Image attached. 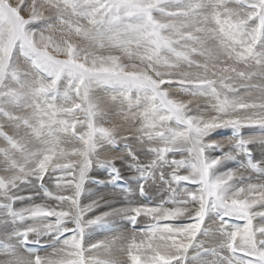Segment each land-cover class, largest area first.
<instances>
[{
  "label": "snow or ice",
  "instance_id": "6c2138e0",
  "mask_svg": "<svg viewBox=\"0 0 264 264\" xmlns=\"http://www.w3.org/2000/svg\"><path fill=\"white\" fill-rule=\"evenodd\" d=\"M0 118V264H264V0H0Z\"/></svg>",
  "mask_w": 264,
  "mask_h": 264
},
{
  "label": "rangeland",
  "instance_id": "374dc122",
  "mask_svg": "<svg viewBox=\"0 0 264 264\" xmlns=\"http://www.w3.org/2000/svg\"><path fill=\"white\" fill-rule=\"evenodd\" d=\"M12 2L13 3H15V0H12ZM23 15H27V13H23ZM101 93V94H100ZM97 95L99 96V97H101V102L103 103V105L105 106V108H106V110H108L109 112H113V111H115V109L113 108V106L111 105V103L107 100V98H106V96H105V94L102 92V91H100V92H98L97 93ZM181 98L182 99H184V100H186V101H188V100H191L192 102H193V104H196L197 102H195L194 101V99H196V98H193V97H190V96H186V95H184V96H181ZM199 99V104H201V105H203V103H205L206 101H205V98H198ZM116 122L117 123H119L120 122V120H119V118H116ZM0 124H3L4 125V127H3V130L5 131V132H7L9 135H13L14 134V132H15V129L13 128V127H11L6 121H4L3 120V118H0ZM244 136H251V135H260V133H259V131L258 130H245L243 133H242ZM231 135V132H230V130H223V131H221L218 135H216V136H214V139H217V140H223V139H227V137H229ZM6 146V144H5V142L3 141V139L2 138H0V148H3V147H5ZM139 146V145H138ZM251 147V146H250ZM136 149H137V151H140V148L139 147H137V145H136ZM254 155L255 156H257V157H259V148L257 147L255 150H254ZM178 158V157H177ZM141 159L142 160H144L145 162L148 160V159H150V157L149 156H144V155H142L141 156ZM236 165L233 163V162H229L228 164H227V167H235ZM117 167H119V168H121V171H122V175L125 177V180L122 182L125 186H127V187H130V188H136V184H135V182L134 181H132L130 178L132 177V176H134L135 175V173H133L132 171H130V170H128L126 167H121V165H120V163L119 162H117ZM100 171H102L101 169H96L94 172H93V174H92V176H93V179L95 180V179H99V180H103V181H105L106 183H104L103 185H99V184H94V183H89V184H87L86 185V192H85V194L82 196V198H81V202H82V204H86V203H89L88 202V200H87V198L88 197H92L93 195H95L97 192H99L100 190H102V189H104L103 187H106V188H108V190L109 189H115V188H113V186L112 185H110V184H108L107 183V181L109 180V176H108V173L106 172V171H104L103 170V173H100ZM123 171H124V173H123ZM127 172V173H126ZM100 174H102V175H100ZM133 174V175H132ZM182 174H183V172H182ZM0 175H4V173L3 172H0ZM100 176V177H99ZM104 176V177H103ZM100 187L99 189H98V187ZM49 188H50V190L51 191H53L52 190V188L53 189H55L51 184H49ZM105 188V189H106ZM97 191V192H96ZM21 195H23V196H29V195H33L34 194V190L33 189H31V188H25V190L23 191V192H21L20 193ZM90 194H92V196H90ZM116 194H119V195H121V196H123V193L122 192H120V191H118ZM121 196H120V198H121ZM117 199H118V197H117ZM36 200H39L40 202H42L41 201V199H39V198H36L34 201H30V200H24V201H22V202H20V201H18L15 205H14V207L15 208H21V207H26V206H28L29 204H30V202H36ZM47 202H49V201H47ZM20 203H22V204H20ZM26 203V204H25ZM49 203H52V201L51 202H49ZM108 209L106 208V207H101V209L99 208V209H97L96 210V212H95V214H99L100 212H103V211H107ZM2 212H3V210L2 209H0V220H2V219H4V217H3V215H2ZM91 215V214H90ZM214 218V217H213ZM215 219V218H214ZM211 220V219H210ZM206 222H209L208 220H206ZM121 223V224H120ZM123 225V226H122ZM4 224H2V223H0V241H3L4 239H5V237H6V235H7V233H9L10 231H11V225H9V226H5ZM118 228H119V230L120 231H122V230H125V231H128V230H130L129 229V227L128 226H126V225H124L123 224V222H119L118 223ZM70 227H71V225H70ZM140 227H144V226H140ZM215 227V226H214ZM7 228H9V229H7ZM7 230V231H6ZM96 233H98V235H96ZM96 233L92 236V240L94 241V238H95V240H101V239H104V238H106V237H109V236H112L114 233L113 232H109V231H100V230H98V232L96 231ZM217 233H218V231H217ZM97 236H99V237H97ZM98 239H97V238ZM205 237V235H203V238ZM200 238V237H199ZM45 247H43V248H41V249H48V248H50V247H47V244H45L44 245ZM113 255L114 256H116L117 258H120V259H123V257L121 256V254L119 253V252H114L113 253ZM0 256H2V254H0ZM2 257H4V256H2ZM5 258V257H4ZM0 260H2V258H0Z\"/></svg>",
  "mask_w": 264,
  "mask_h": 264
},
{
  "label": "bare ground",
  "instance_id": "6f19581e",
  "mask_svg": "<svg viewBox=\"0 0 264 264\" xmlns=\"http://www.w3.org/2000/svg\"><path fill=\"white\" fill-rule=\"evenodd\" d=\"M23 14V13H22ZM98 92H100V91H98ZM101 94V93H100ZM194 101L195 102H197V103H199V99L198 98H196V99H194ZM204 104V103H203ZM201 105V104H200ZM224 140V139H223ZM137 147H139L138 145H137ZM123 168V167H122ZM100 173H103V170L102 171H100ZM123 173H124V171H123ZM127 173V172H126ZM100 175H102V174H100ZM133 175V174H132ZM100 177V176H99ZM104 177V176H103ZM98 187V186H97ZM100 187H98V189H99ZM104 189H102V190H100L99 192H97L95 195H93L92 196V194H90V196H92V197H88L87 198V200H88V202H90V200L91 199H96V198H98L99 196H104L106 199H112L113 197H112V195L111 194H113V193H117L118 191H120L118 188H115V189H109L108 190V188H106V187H103ZM106 188V189H105ZM52 190L53 191H55V189H53L52 188ZM120 196L121 195H119V194H116V199H117V197H118V201L119 202H122V200H123V196H121V198H120ZM49 202H51V201H49ZM48 202V203H49ZM30 203H32V202H30ZM36 203H40V201L39 200H36ZM53 203V202H52ZM20 204H22V203H20ZM26 204V203H25ZM101 209V208H100ZM209 222H206V224H205V227L208 229V235H206L204 238H203V235H201L200 236V240L203 242V245H204V248L205 249H207V250H211V249H213V248H218L219 247V245H220V242H221V236H220V234H219V232L217 233V229H218V227H219V225H218V222L214 219V218H211V220L210 219H207ZM121 224V223H120ZM145 226V224L144 223H141L140 224V226ZM9 226V225H8ZM123 226V225H122ZM215 226V227H214ZM5 227V226H4ZM7 229H9V228H7ZM126 230V229H125ZM125 230H122V231H125ZM7 231V230H6ZM97 232H98V230H97ZM96 235H98V233H96ZM95 236V235H94ZM97 237H99V236H97ZM96 237V238H97ZM98 239V238H97ZM94 241H95V238H94ZM45 244H47V242H45ZM52 251V249L51 248H48V249H40V254L41 255H45L46 253H49V252H51ZM221 255H228V253L226 252V251H223L222 253H221ZM3 256V255H2ZM2 256H0V258H2V260L3 259H6V257L4 258V257H2ZM202 259H204L205 261H210V260H213L214 259V257L211 255V253H210V251L207 253V254H204V253H202Z\"/></svg>",
  "mask_w": 264,
  "mask_h": 264
}]
</instances>
